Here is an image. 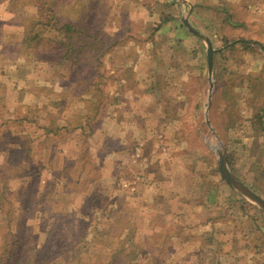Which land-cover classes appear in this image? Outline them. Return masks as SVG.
Listing matches in <instances>:
<instances>
[{
    "label": "rangeland",
    "instance_id": "1",
    "mask_svg": "<svg viewBox=\"0 0 264 264\" xmlns=\"http://www.w3.org/2000/svg\"><path fill=\"white\" fill-rule=\"evenodd\" d=\"M183 18L213 44L212 86L207 43ZM65 23L75 30L54 28ZM54 40L75 45L65 55ZM0 43L10 54L31 51L61 63L73 92L64 97H145L147 144L154 136L163 145L173 141L167 157L181 166L174 186L187 191L184 203L145 202L139 188L131 193L126 185L142 166L126 151L118 175L108 174L114 159L94 150L89 128L77 132L79 154L73 149L64 164L48 165L42 135L32 145L30 135L0 125V264H204V247L194 248L201 254L190 262L193 248L172 244L177 228L141 209L186 208L192 223L199 210L192 203L211 185L241 225L256 224L264 234V211L228 184L218 164L223 151L237 179L264 198V0H0ZM108 55L115 72L107 73ZM138 59L140 86L132 67H116ZM119 74L127 84L117 83ZM122 132L130 135L111 126L107 142Z\"/></svg>",
    "mask_w": 264,
    "mask_h": 264
},
{
    "label": "crops",
    "instance_id": "2",
    "mask_svg": "<svg viewBox=\"0 0 264 264\" xmlns=\"http://www.w3.org/2000/svg\"><path fill=\"white\" fill-rule=\"evenodd\" d=\"M15 40H18L15 44L19 45L17 48L20 49L21 37ZM14 54H10L0 43V125L9 127L12 134H20L26 138L30 135L32 145L39 143L38 138L42 135L44 149L42 158L45 164L57 165L66 162L73 149L79 154L82 147L75 141L77 132L89 128L88 135H93L96 140L94 150L110 153L112 156L106 155L107 159H114L111 160L113 168L106 170L108 174L118 175L116 168L123 164L121 158L125 156L126 151H130L134 162L142 166L141 176L127 174L129 178L126 179L128 181L126 185L131 188V193L139 188V198L147 202L151 197L156 204L160 203L163 197H168L170 202L187 201V198H184L187 191L183 194L174 186L177 182L175 171H179L181 166L177 163L175 167L171 164L172 157L170 159L167 157L172 156L169 150L172 149L173 141L169 140L171 142L167 141L166 145H163L160 144L161 138L154 136L155 144L153 146L147 144L148 125L145 123L146 107L143 103L145 97H125V101L118 97H92L93 93L91 97L81 95L77 97L76 94L74 97H64L73 92L71 81L67 78L66 71L62 70L61 63H53L46 58L38 59L31 51L24 54L15 51ZM139 59L128 65L125 62L116 65L117 68L122 67L124 71L132 67L137 86L141 85L139 74L142 64ZM109 61L110 55L105 67L107 73L115 72L112 70L114 67H111L114 65L113 62ZM124 74L116 76L118 84H127ZM119 106L121 109H118ZM90 119L92 121L87 123ZM98 120L103 121V124L96 123ZM111 126L118 128L121 126L122 130L126 127V132H130V135L118 133L119 139L113 137L112 141L115 146L110 145L112 142L108 143L107 140L108 138L110 140L111 136L107 134ZM157 128L161 129L154 127L153 132L159 133ZM161 132H164V129H161ZM179 142V139L176 140V143ZM179 145H176V150ZM103 153L100 157H104ZM182 154L190 156V152L187 151ZM115 155L119 157L116 158ZM164 158H168L166 163L163 161ZM172 165L174 166L170 167L172 171L168 170L165 173L167 179L162 178L163 169ZM129 166H132L131 163ZM198 178L199 181L202 179L199 172ZM165 180L171 184L166 189L169 191L168 195L165 193L167 184ZM204 192L208 195L200 193L199 200L192 203L193 207L195 205L199 207L193 216L196 220L191 219L192 223L188 221L189 209L186 208L176 210L167 206L159 211L157 206L155 210L153 209V203H143L141 210L145 209L147 213L159 216L160 220H168L171 230L177 228L178 234L174 236L172 244L192 247L191 255L187 257L190 262L198 261L196 255L201 254L194 248L204 247L205 252L201 257L204 264L207 261L212 264L213 260H216L217 264H264L263 231L259 232L256 224L241 225L236 208L226 206L225 199L217 193L214 185Z\"/></svg>",
    "mask_w": 264,
    "mask_h": 264
},
{
    "label": "water",
    "instance_id": "3",
    "mask_svg": "<svg viewBox=\"0 0 264 264\" xmlns=\"http://www.w3.org/2000/svg\"><path fill=\"white\" fill-rule=\"evenodd\" d=\"M183 22L187 25V27L191 31L195 32L196 34H198L199 36L204 38V40L207 43L208 70H209L211 86H212L213 54H214V50H215L214 47H213V44H212L211 40L208 37L202 35L199 30L194 28L189 23L187 18H183ZM218 164H219V169H220V171L222 173V176L228 182V184L233 189H235L240 195L246 196L250 200L255 202L257 204V206L260 207L264 211V198L261 197L260 195H258L256 192H254L252 189H250L248 186H246L244 183H242L241 181H239L237 179V177L230 170V168L228 166V163H227L226 155H225V153L223 151H221L220 154H219Z\"/></svg>",
    "mask_w": 264,
    "mask_h": 264
},
{
    "label": "trees",
    "instance_id": "4",
    "mask_svg": "<svg viewBox=\"0 0 264 264\" xmlns=\"http://www.w3.org/2000/svg\"><path fill=\"white\" fill-rule=\"evenodd\" d=\"M51 18H56L54 15L53 16H51ZM57 23V22H56ZM58 24V23H57ZM56 30H61V29H64L63 30V32H65V33H67V32H69V31H73V30H75V28H74V26H73V24H70V23H65V24H63L62 25V27H57V26H55L54 27ZM66 37V36H65ZM69 39H70V37H68ZM59 42V43H58ZM53 43L55 44V45H53V47H55L54 49H58V48H56V46L57 45H60V46H64V47H66V49H65V55H66V53H67V50H72V46L74 47V43H61L60 44V41L58 40H54L53 41ZM45 58V57H44ZM11 252V251H10ZM12 258V257H11Z\"/></svg>",
    "mask_w": 264,
    "mask_h": 264
}]
</instances>
